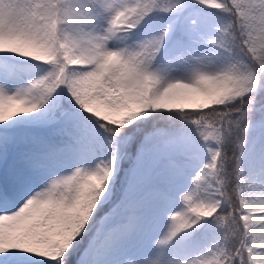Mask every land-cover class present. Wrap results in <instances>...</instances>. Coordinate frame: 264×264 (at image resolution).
<instances>
[{
	"label": "snow or ice",
	"instance_id": "1",
	"mask_svg": "<svg viewBox=\"0 0 264 264\" xmlns=\"http://www.w3.org/2000/svg\"><path fill=\"white\" fill-rule=\"evenodd\" d=\"M0 264H264V0H0Z\"/></svg>",
	"mask_w": 264,
	"mask_h": 264
}]
</instances>
